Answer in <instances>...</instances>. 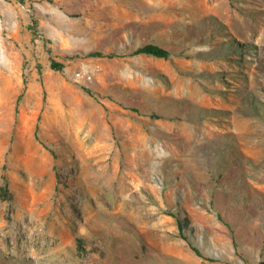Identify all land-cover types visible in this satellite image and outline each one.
I'll use <instances>...</instances> for the list:
<instances>
[{
  "label": "rangeland",
  "instance_id": "1",
  "mask_svg": "<svg viewBox=\"0 0 264 264\" xmlns=\"http://www.w3.org/2000/svg\"><path fill=\"white\" fill-rule=\"evenodd\" d=\"M0 264H264V0H0Z\"/></svg>",
  "mask_w": 264,
  "mask_h": 264
},
{
  "label": "trees",
  "instance_id": "2",
  "mask_svg": "<svg viewBox=\"0 0 264 264\" xmlns=\"http://www.w3.org/2000/svg\"><path fill=\"white\" fill-rule=\"evenodd\" d=\"M134 54L135 55H150V56H154L157 58H165V59L170 56V53L167 50H165L159 46H156V45H147V46H144L142 48H139ZM87 57H89V58L90 57L91 58L100 57V58L112 59V58H115V55H113V54L105 55L103 53H91ZM51 68L56 70V71L62 72L65 69V65L61 64V63H57V62H52ZM178 223H179L180 229H182V226L180 225L179 221H178ZM194 250H195V252L198 253L197 249H194Z\"/></svg>",
  "mask_w": 264,
  "mask_h": 264
}]
</instances>
